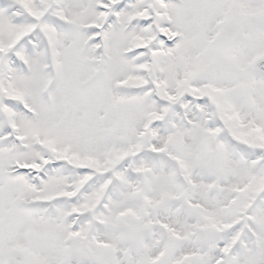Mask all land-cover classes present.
<instances>
[{"label": "snow or ice", "instance_id": "obj_1", "mask_svg": "<svg viewBox=\"0 0 264 264\" xmlns=\"http://www.w3.org/2000/svg\"><path fill=\"white\" fill-rule=\"evenodd\" d=\"M0 264H264V0H0Z\"/></svg>", "mask_w": 264, "mask_h": 264}]
</instances>
